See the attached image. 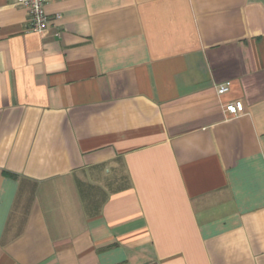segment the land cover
Returning <instances> with one entry per match:
<instances>
[{
	"label": "crops",
	"instance_id": "crops-1",
	"mask_svg": "<svg viewBox=\"0 0 264 264\" xmlns=\"http://www.w3.org/2000/svg\"><path fill=\"white\" fill-rule=\"evenodd\" d=\"M46 11L0 0V264H264V0Z\"/></svg>",
	"mask_w": 264,
	"mask_h": 264
},
{
	"label": "built area",
	"instance_id": "built-area-1",
	"mask_svg": "<svg viewBox=\"0 0 264 264\" xmlns=\"http://www.w3.org/2000/svg\"><path fill=\"white\" fill-rule=\"evenodd\" d=\"M51 0H16L19 7L23 8L30 19L31 31L43 35L49 26V17L46 11L47 5ZM231 84L225 83L217 88L218 95H225L230 91ZM226 112L234 117L244 113L245 105L243 101H236L225 106Z\"/></svg>",
	"mask_w": 264,
	"mask_h": 264
}]
</instances>
